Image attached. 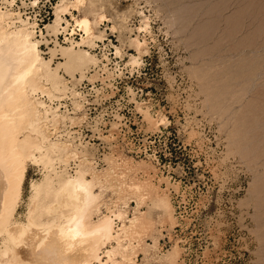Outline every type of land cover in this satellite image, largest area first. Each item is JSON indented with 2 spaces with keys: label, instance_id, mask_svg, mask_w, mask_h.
<instances>
[{
  "label": "rangeland",
  "instance_id": "obj_1",
  "mask_svg": "<svg viewBox=\"0 0 264 264\" xmlns=\"http://www.w3.org/2000/svg\"><path fill=\"white\" fill-rule=\"evenodd\" d=\"M13 1L12 9L35 20L43 56L48 59L55 48L52 66L63 61L55 41L68 46V39L79 41L82 33L76 28L71 35L68 30L54 35L45 28L58 0ZM82 5L74 16L105 15L93 29L103 32V40H96L95 48L81 47L102 54L110 73L93 66L80 80L75 73V87L87 99L77 114H86L66 130L87 144L98 168L109 153L147 161L150 168L139 170V177L152 181L173 206L172 222L157 224V246L147 257L138 252L136 264H264V0H85ZM145 15L149 30L139 31ZM136 37L144 45L140 53L130 41ZM130 55L139 56L141 65L132 68ZM62 103L61 110L71 112L69 99ZM145 111L162 122L153 125ZM42 173L41 166L29 163L21 220L31 181ZM173 245L179 254L171 262L164 255Z\"/></svg>",
  "mask_w": 264,
  "mask_h": 264
},
{
  "label": "bare ground",
  "instance_id": "obj_2",
  "mask_svg": "<svg viewBox=\"0 0 264 264\" xmlns=\"http://www.w3.org/2000/svg\"><path fill=\"white\" fill-rule=\"evenodd\" d=\"M84 1L58 0L54 7V19L45 27L49 32L66 35L68 30L71 35L77 28L82 34L79 41L65 36L68 46L55 41L64 60L52 66L56 49L49 47L51 56H43L42 29L37 30L39 39L35 20L12 9L13 0H0V264H136L138 252L147 257L157 246V224L173 219L168 196L138 175L150 168L147 161L133 163L109 153L105 166L98 168L87 144L77 143L75 133L66 130L67 123L80 122L86 114H77L87 99L75 87V73L78 80L91 66L110 73L102 54L99 58L81 47L95 48L96 40H103V32L93 29L105 19L101 11L91 19L85 12L74 16L72 11ZM66 14L72 18L69 29ZM140 21L138 30H149L146 15ZM130 41L139 53L144 49L137 37ZM113 54L119 55V49ZM140 59L130 55L128 62L133 68L141 65ZM63 98L69 99L71 112L61 110L66 107ZM144 115L153 125L163 120H154L148 111ZM30 162L43 173L39 181H31L21 220L17 215ZM173 246L164 255L171 262L179 254Z\"/></svg>",
  "mask_w": 264,
  "mask_h": 264
}]
</instances>
